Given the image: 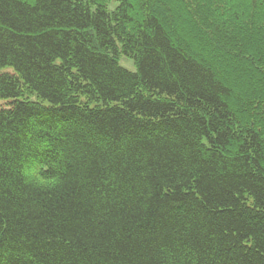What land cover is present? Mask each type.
I'll return each instance as SVG.
<instances>
[{
    "label": "trees",
    "instance_id": "obj_1",
    "mask_svg": "<svg viewBox=\"0 0 264 264\" xmlns=\"http://www.w3.org/2000/svg\"><path fill=\"white\" fill-rule=\"evenodd\" d=\"M0 101V264H264V0H0Z\"/></svg>",
    "mask_w": 264,
    "mask_h": 264
},
{
    "label": "rangeland",
    "instance_id": "obj_2",
    "mask_svg": "<svg viewBox=\"0 0 264 264\" xmlns=\"http://www.w3.org/2000/svg\"><path fill=\"white\" fill-rule=\"evenodd\" d=\"M118 61L123 68L129 70L130 72H137V67H136L134 60L127 58V57H124V56H121L118 59ZM9 71H13V69H9ZM2 103H3V101H0V104H2ZM5 103H4V105H6Z\"/></svg>",
    "mask_w": 264,
    "mask_h": 264
},
{
    "label": "bare ground",
    "instance_id": "obj_3",
    "mask_svg": "<svg viewBox=\"0 0 264 264\" xmlns=\"http://www.w3.org/2000/svg\"><path fill=\"white\" fill-rule=\"evenodd\" d=\"M29 100L32 101V102H41V100L38 97V95L34 91H31V90H30Z\"/></svg>",
    "mask_w": 264,
    "mask_h": 264
}]
</instances>
